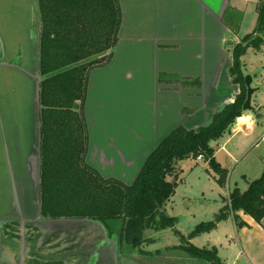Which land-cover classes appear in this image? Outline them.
Segmentation results:
<instances>
[{
	"label": "crops",
	"instance_id": "crops-1",
	"mask_svg": "<svg viewBox=\"0 0 264 264\" xmlns=\"http://www.w3.org/2000/svg\"><path fill=\"white\" fill-rule=\"evenodd\" d=\"M119 3L122 21L118 41L110 59L89 72L83 115L87 152L89 156L92 153L89 166L94 168V161L105 169L117 165L123 177L119 181L131 185L178 127L197 130L208 126L216 113L235 102L241 89L230 69L234 47L245 38L241 35L245 15L234 0ZM41 28L38 0H0V160L8 152L12 168L18 164L13 174L19 175L14 180V193L10 184L5 186L10 188L8 200L1 198L0 185V264H211L179 249L180 239L171 245L155 234L147 235L148 231L147 242L140 248L122 243L119 221L108 228L99 221L42 215ZM250 51L263 52V48L257 51L250 47L246 54ZM244 69L247 71L246 64V76ZM251 76L255 89L251 111L258 121L250 111H244L225 134L221 148L212 145L217 161L229 172L221 209L231 191L238 188L245 192L264 171V152L252 161L253 175L245 169L234 175L236 170L219 160L221 151L233 157L248 145L247 138L237 137L240 133L249 135L250 148L264 141L263 134L254 135L264 128V74ZM98 114L105 115L101 117L104 130L92 126ZM232 139L236 149L227 152ZM1 170L2 166L0 175ZM3 171L5 175L7 170ZM212 177L215 179L214 173ZM223 224L228 244L204 247L217 249L220 264H264V219L257 223L237 211L218 228Z\"/></svg>",
	"mask_w": 264,
	"mask_h": 264
},
{
	"label": "trees",
	"instance_id": "trees-1",
	"mask_svg": "<svg viewBox=\"0 0 264 264\" xmlns=\"http://www.w3.org/2000/svg\"><path fill=\"white\" fill-rule=\"evenodd\" d=\"M40 34L41 212L54 219L99 221L109 228L121 222L120 241L134 248L147 242V230L174 228L176 218L165 206L179 179L177 163L202 155L220 187L227 186L229 172L215 157L212 142L219 140L244 115L247 87L241 58L252 47L264 45V0L258 4L253 34L233 50L230 69L241 92L234 103L213 116L210 125L197 130L178 127L152 154L135 182L103 178L85 163L88 132L83 115L90 70L105 64L118 41L122 21L119 0H38ZM263 36H260V34ZM79 104L80 108L75 109ZM237 211L257 223L264 219V171L245 192L235 188L216 217L201 223L189 235L175 230L179 249L194 258L218 263L216 248H198L190 241L215 230Z\"/></svg>",
	"mask_w": 264,
	"mask_h": 264
},
{
	"label": "rangeland",
	"instance_id": "rangeland-1",
	"mask_svg": "<svg viewBox=\"0 0 264 264\" xmlns=\"http://www.w3.org/2000/svg\"><path fill=\"white\" fill-rule=\"evenodd\" d=\"M234 1H237L240 4V9L245 15L241 27L242 37L253 34L258 22L257 8L260 0H251V3H249L248 0ZM235 19L236 18L234 17V19L232 20L235 21ZM260 36H263V34L261 33ZM262 48L263 52L250 51L246 54L243 62V64H246L247 71L244 69L246 76L254 75L257 72L264 74V45ZM250 114L256 121H258L256 119L257 114L252 111H250ZM101 117L104 118L105 115H97L98 121L95 126L92 125L93 128L98 127L104 130L105 124ZM88 118L89 120H91L90 110L88 112ZM244 119L246 118H243V120ZM260 133L263 134L262 137H264V128H262L261 131L257 129L254 135H260ZM93 135L95 136V134ZM240 136H242V138H247V141L249 142L248 145L243 146V148L237 150L236 156L233 157H228L225 151H221V153L219 154V160L222 161V163L231 171L235 169L236 171L234 175H237L239 171L243 169L249 170L250 174L253 175L252 173L255 170V164H253L252 161L256 160L255 158H258L257 156H260L259 153L264 152V141L260 143L256 148H250L252 142H250L251 138L248 137L249 135H246L247 137L244 136V133H240V135H237V137ZM223 137L224 138H220L219 140L214 141L212 145H214L215 147L218 146V149H220L221 145H223L227 138L226 135ZM234 144L235 140H230L227 152L229 150L233 151L236 149L235 147H233ZM245 152H251V154H249L244 159L242 156ZM4 156V160L2 162L0 160L2 166L0 185L3 186V188L1 189V198H3V200H8L7 196L8 190L10 188H6L5 186L7 184H10L11 191L12 193H14V180L15 178L19 179V175L13 174V171L17 172V162L12 168L10 154L8 152H5ZM88 156L89 152L86 153L85 163L87 165H90V161H92V153L90 152V156ZM100 164H103L101 160ZM94 165V169L99 170V174L105 179L121 180L123 178L122 176H120L121 174L119 170L115 167L117 165L113 166L112 168H109L107 166L106 169L103 166H100L96 161H94ZM177 167L179 169L178 185L176 187L174 195L170 198V201L167 202L164 208L168 216L176 218L177 221L175 227L168 228L162 231L147 230V235L150 236L155 234L169 244H171L172 242H179V237L175 233V230L185 235H189L195 230L197 225L212 221L221 210L222 196H226L227 194V188L225 189L220 187L217 181H215V179L212 177L213 172L209 169V166L205 161H197L190 158L178 162ZM4 169L7 170V173L5 175H3ZM228 235V232L225 230V225L223 224L221 225V227H217L210 233L202 234L193 238L192 242L194 243V245L200 248L208 247L209 245L213 244H217L219 247H225L228 244ZM240 264H242V261L240 262Z\"/></svg>",
	"mask_w": 264,
	"mask_h": 264
},
{
	"label": "water",
	"instance_id": "water-1",
	"mask_svg": "<svg viewBox=\"0 0 264 264\" xmlns=\"http://www.w3.org/2000/svg\"><path fill=\"white\" fill-rule=\"evenodd\" d=\"M252 81H253V77L251 75L245 76V84L247 87V98L243 106L244 111L252 110V97H253V94L255 93V89L252 87ZM75 108L79 109V105L76 104ZM211 264H218V263L213 262Z\"/></svg>",
	"mask_w": 264,
	"mask_h": 264
},
{
	"label": "built area",
	"instance_id": "built-area-1",
	"mask_svg": "<svg viewBox=\"0 0 264 264\" xmlns=\"http://www.w3.org/2000/svg\"><path fill=\"white\" fill-rule=\"evenodd\" d=\"M196 160H197V161H204V159H203V156H202V155L198 156V158H197Z\"/></svg>",
	"mask_w": 264,
	"mask_h": 264
}]
</instances>
